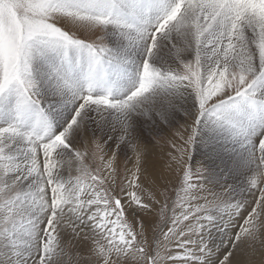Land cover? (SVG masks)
Wrapping results in <instances>:
<instances>
[{
  "label": "snow or ice",
  "instance_id": "snow-or-ice-1",
  "mask_svg": "<svg viewBox=\"0 0 264 264\" xmlns=\"http://www.w3.org/2000/svg\"><path fill=\"white\" fill-rule=\"evenodd\" d=\"M257 242L264 0H0V264H254Z\"/></svg>",
  "mask_w": 264,
  "mask_h": 264
},
{
  "label": "rangeland",
  "instance_id": "rangeland-1",
  "mask_svg": "<svg viewBox=\"0 0 264 264\" xmlns=\"http://www.w3.org/2000/svg\"><path fill=\"white\" fill-rule=\"evenodd\" d=\"M159 151V150H158ZM262 253H264V248H261L259 243L257 242V245H256V248H255V251L254 252H251L249 255H248V258L247 256L245 257L246 259H249L252 260L254 262V264H260V261L262 259H264V255H262ZM250 256V257H249Z\"/></svg>",
  "mask_w": 264,
  "mask_h": 264
},
{
  "label": "bare ground",
  "instance_id": "bare-ground-1",
  "mask_svg": "<svg viewBox=\"0 0 264 264\" xmlns=\"http://www.w3.org/2000/svg\"><path fill=\"white\" fill-rule=\"evenodd\" d=\"M249 257H250V256H249ZM251 257H252V256H251ZM251 257H250V258H251ZM247 258H248V256H247ZM250 258H249V259H250Z\"/></svg>",
  "mask_w": 264,
  "mask_h": 264
}]
</instances>
